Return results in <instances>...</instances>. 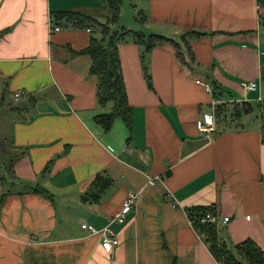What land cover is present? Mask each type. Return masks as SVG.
<instances>
[{
    "label": "crops",
    "instance_id": "crops-1",
    "mask_svg": "<svg viewBox=\"0 0 264 264\" xmlns=\"http://www.w3.org/2000/svg\"><path fill=\"white\" fill-rule=\"evenodd\" d=\"M133 3V23L122 22V5L109 26L107 0H0V177L11 186L6 193L0 182V264H219L192 226L196 207L214 209L229 244L251 239L264 251V0ZM65 13L77 16L59 19ZM102 27L183 50L151 51V89L143 46L132 36L119 45L132 120L117 118L109 131L96 118L111 105H99L82 54ZM189 33L202 35L186 38L187 53ZM250 82L257 90L243 87ZM215 100L216 131L202 132ZM98 176L113 184L84 201ZM131 194L135 209L111 223ZM83 225L110 226L119 245L105 250Z\"/></svg>",
    "mask_w": 264,
    "mask_h": 264
},
{
    "label": "trees",
    "instance_id": "trees-1",
    "mask_svg": "<svg viewBox=\"0 0 264 264\" xmlns=\"http://www.w3.org/2000/svg\"><path fill=\"white\" fill-rule=\"evenodd\" d=\"M110 10L109 26L117 24L121 15V8L123 0H107ZM62 17H68L69 19L75 18L77 15L61 14ZM81 24L89 23L90 26L95 25L94 19L79 18ZM141 20V18H138ZM264 23V19H262ZM98 25V24H97ZM102 26V25H100ZM102 39L94 37L91 40L88 49L82 52V54L89 55L92 59L91 74L98 79L97 94L98 103L101 107H107L111 105V112L108 114L100 115L96 118V122L105 130L109 131L112 128L113 122L117 118H121L127 124L131 123V108L128 105L127 93L124 84V78L121 70L120 58L118 47L121 43L127 42L128 37L132 36V40L139 46H143L142 52V66L144 76L149 88L152 86L151 77V51L164 43H173L180 52L183 50L178 43H174L172 40L160 35H150L148 38H144L140 33H130L128 31H115L111 32L109 28L102 27ZM200 33H189L184 35L183 47L186 48V52H190L189 42L186 38H193L201 36ZM179 53V57L182 58V53ZM264 108V103L261 109ZM238 109V107H237ZM242 109L237 110L241 112ZM251 111L250 108H244L243 112L247 113ZM220 111L218 110V115ZM261 118L264 128V114L261 113ZM15 160L11 162L13 165ZM13 169V168H12ZM11 166L8 167V172H12ZM0 182L8 188L6 193L10 192L11 186H8L7 179L0 177ZM112 180L107 177L98 176L93 182L88 192L83 196V200L86 202H98L104 191L112 185ZM35 194H40L46 197H50L48 192L42 188H36L32 191ZM207 214H215L212 207H196L189 212V217L192 222V226L196 232L203 239L204 243L208 247L210 253L219 264H264V251L251 239H248L237 245L229 244L226 242L219 233L218 225L216 223L205 221L203 219Z\"/></svg>",
    "mask_w": 264,
    "mask_h": 264
},
{
    "label": "built area",
    "instance_id": "built-area-1",
    "mask_svg": "<svg viewBox=\"0 0 264 264\" xmlns=\"http://www.w3.org/2000/svg\"><path fill=\"white\" fill-rule=\"evenodd\" d=\"M59 27H54L53 31H59ZM205 88L208 92H212V87L210 84H204ZM243 87L248 91H255L257 90V84L254 82L250 83H244ZM23 95H25L23 92H18L14 95L15 99H20ZM222 103L218 100H215L214 102V109L211 114L204 115V118L198 122V128L202 132H215L216 131V121H217V113L218 109L217 107L221 105ZM261 113L264 114V108L261 110ZM160 178L157 177L156 179H150V185H153L157 181H159ZM139 200V194H131L129 197L124 201L121 211L115 215V217L112 219L111 223L116 224H124L126 221L127 216L135 209L137 202ZM210 221L213 223L218 224L219 217L217 214H207L205 218L203 219V222ZM229 218H225L224 222H228ZM82 229L87 230L92 235H98L101 240L102 247L107 251H112L114 248H116L119 245V239L116 237L115 233L111 230L110 226L107 228L97 231L93 226L91 225H83Z\"/></svg>",
    "mask_w": 264,
    "mask_h": 264
},
{
    "label": "rangeland",
    "instance_id": "rangeland-1",
    "mask_svg": "<svg viewBox=\"0 0 264 264\" xmlns=\"http://www.w3.org/2000/svg\"><path fill=\"white\" fill-rule=\"evenodd\" d=\"M133 6H134L133 0H124L123 9H122V22L123 23H126V22H132L133 23L134 22L135 11L133 10ZM119 25H120V23H119ZM184 50H186L185 47H184ZM219 115H218V117H219Z\"/></svg>",
    "mask_w": 264,
    "mask_h": 264
}]
</instances>
